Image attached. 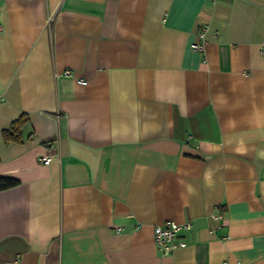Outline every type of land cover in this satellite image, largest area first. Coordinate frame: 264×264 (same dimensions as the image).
<instances>
[{"label": "crops", "instance_id": "crops-1", "mask_svg": "<svg viewBox=\"0 0 264 264\" xmlns=\"http://www.w3.org/2000/svg\"><path fill=\"white\" fill-rule=\"evenodd\" d=\"M262 51L264 0H0V264H264Z\"/></svg>", "mask_w": 264, "mask_h": 264}, {"label": "built area", "instance_id": "built-area-1", "mask_svg": "<svg viewBox=\"0 0 264 264\" xmlns=\"http://www.w3.org/2000/svg\"><path fill=\"white\" fill-rule=\"evenodd\" d=\"M204 34L205 27L198 32L200 42L193 43L191 47L198 51H203L204 48ZM264 54V51H262ZM65 76H71L72 72L70 69H65L62 72ZM80 82L84 83L83 79H79ZM51 157L48 155H41L37 157V162L41 164H48ZM192 228L190 221L178 223L171 220H166L162 224H156L153 228V242L161 255L170 254L177 248H183L186 243L182 237V232L189 231ZM118 231V230H117Z\"/></svg>", "mask_w": 264, "mask_h": 264}, {"label": "trees", "instance_id": "trees-1", "mask_svg": "<svg viewBox=\"0 0 264 264\" xmlns=\"http://www.w3.org/2000/svg\"><path fill=\"white\" fill-rule=\"evenodd\" d=\"M27 121V117L22 114L12 121L8 128L2 130V138L5 142L21 141V130ZM18 183V180L12 177L0 176V190L12 187Z\"/></svg>", "mask_w": 264, "mask_h": 264}]
</instances>
